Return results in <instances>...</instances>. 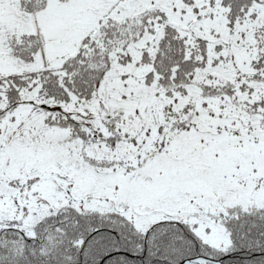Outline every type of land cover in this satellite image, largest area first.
<instances>
[{
	"label": "snow or ice",
	"instance_id": "6c2138e0",
	"mask_svg": "<svg viewBox=\"0 0 264 264\" xmlns=\"http://www.w3.org/2000/svg\"><path fill=\"white\" fill-rule=\"evenodd\" d=\"M0 264H264V0H0Z\"/></svg>",
	"mask_w": 264,
	"mask_h": 264
}]
</instances>
